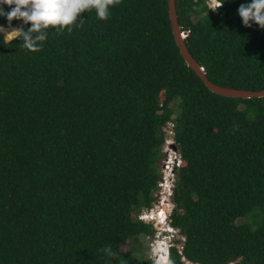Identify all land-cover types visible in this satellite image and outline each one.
Segmentation results:
<instances>
[{"label":"trees","instance_id":"obj_1","mask_svg":"<svg viewBox=\"0 0 264 264\" xmlns=\"http://www.w3.org/2000/svg\"><path fill=\"white\" fill-rule=\"evenodd\" d=\"M175 2L211 81L264 89V28L237 13L248 0ZM77 21L49 28L37 51L0 37V264H153L139 243L121 246L154 233L135 213L153 202L169 120L182 157L170 219L184 236L172 264H264V97L208 89L179 52L167 0Z\"/></svg>","mask_w":264,"mask_h":264},{"label":"clouds","instance_id":"obj_2","mask_svg":"<svg viewBox=\"0 0 264 264\" xmlns=\"http://www.w3.org/2000/svg\"><path fill=\"white\" fill-rule=\"evenodd\" d=\"M119 2L120 0H0V17H6L9 22L7 29L5 28V25L0 24V37H2L3 41L5 36L8 37V41L14 38H19L25 49L37 51L43 46L41 42L47 39L49 28H52V30L57 32L63 31L65 28H67L68 31H72L73 24H76V26L79 27L77 21L78 14L91 10L95 11L97 18L108 19L111 9ZM223 3H225V0H209L208 9L214 11ZM5 5L8 6V10H5ZM237 13L244 26L251 27L252 23H255L260 28H264V0H248L247 3L240 4ZM14 18L21 20L26 25L28 24L29 27L27 29L23 28L24 26L19 28L13 27L11 21ZM183 31H186L188 34L187 30ZM168 122L173 124V142L170 147L172 150L178 152V155L176 153L174 154L175 158L172 162V174L168 176V185L163 189L165 192L164 203L158 201L161 196V185H159L158 182V187L155 191L156 193L154 194L151 206L144 208L151 212L148 220L140 217V213L144 209L136 215L137 219L142 220L143 222L146 221L149 223L150 221L152 222L155 220L157 224L153 233L154 237L167 241V243H163V245H158L157 249H151V252L153 253V264H172L170 258V246L173 245L172 239L181 238L179 232L176 234L170 228H177L171 224L170 217L174 206L172 196L176 184V176L182 165V157L174 138L175 123L171 120L166 121L162 126V130L164 131L163 128ZM166 138L167 135L165 133L164 141L162 143V151L164 153L163 161L171 152L164 147ZM172 144L176 145V149L172 147ZM161 177L162 170L160 168V178ZM160 247H162V249H160ZM104 251L109 257L116 255V253L110 248H105ZM183 264L185 263L183 262Z\"/></svg>","mask_w":264,"mask_h":264},{"label":"water","instance_id":"obj_3","mask_svg":"<svg viewBox=\"0 0 264 264\" xmlns=\"http://www.w3.org/2000/svg\"><path fill=\"white\" fill-rule=\"evenodd\" d=\"M168 1V16L170 20V25L172 33L176 42V45L179 49L181 56L183 57L186 64L195 71L198 77L202 80L204 85L210 89L212 92L229 97H242V98H252V97H264V89L252 90L244 88H235L220 85L211 81L205 70L197 63L192 54L190 53L186 43L185 36L187 35L186 31H183L179 25L176 2L175 0ZM172 147L176 149V145L172 144Z\"/></svg>","mask_w":264,"mask_h":264},{"label":"built area","instance_id":"obj_4","mask_svg":"<svg viewBox=\"0 0 264 264\" xmlns=\"http://www.w3.org/2000/svg\"><path fill=\"white\" fill-rule=\"evenodd\" d=\"M207 5L209 6V0H205ZM215 11V10H214ZM12 26L13 27H23L25 26L26 24H24L21 20H17V19H13L12 21ZM5 28L7 29V26H5ZM10 30V29H9ZM164 132L166 133L167 135V138L165 140V149H168V151H171L170 154L168 155L167 158L164 159L163 161V164H162V177L159 179V185H161V190H160V199L158 200L160 203H164V198H165V192L163 189H165V187L168 185V182H167V178L169 175L172 174V162L174 161V154L176 153L178 155V152H176L175 150H172L170 145L171 143L173 142V139H172V136H173V124L171 122H168L166 123V125L164 126ZM156 204V203H155ZM150 213L149 211L147 210H142V212L140 213V217L144 218V219H147L148 220V217L150 216ZM176 234H178L179 232V229L178 228H173V227H170ZM180 237H181V240L184 239V236L180 234ZM163 243H167L166 240H162V239H154V242H153V245L152 246L154 249H157V246L158 245H163ZM153 249V250H154ZM181 260L185 263V264H198L197 262H193L191 260H188L185 256H181Z\"/></svg>","mask_w":264,"mask_h":264},{"label":"rangeland","instance_id":"obj_5","mask_svg":"<svg viewBox=\"0 0 264 264\" xmlns=\"http://www.w3.org/2000/svg\"><path fill=\"white\" fill-rule=\"evenodd\" d=\"M194 18H198V16H195ZM175 102H173L172 103V105L173 106H175V104H174ZM162 164H163V162H162ZM162 164H161V167L160 168H162ZM156 193V192H155ZM144 208H146L144 205H142V206H140L138 209V212H136L135 213V215L136 214H138L142 209H144ZM134 218V217H133ZM146 222V221H145ZM152 226H153V228H154V230L156 229V224H157V222H155V220H153L152 222L150 221L149 222ZM154 238H156V237H154V234H152V235H144V236H135V237H133V239L130 241V243H127V244H123L122 246H121V248L123 249V250H128V249H130L131 248V245H133V244H137V243H139L141 246H138V252L141 254V255H148V256H150L151 258H152V252H151V249H154L152 246H154L153 245V242H154Z\"/></svg>","mask_w":264,"mask_h":264},{"label":"bare ground","instance_id":"obj_6","mask_svg":"<svg viewBox=\"0 0 264 264\" xmlns=\"http://www.w3.org/2000/svg\"><path fill=\"white\" fill-rule=\"evenodd\" d=\"M160 249H162V247H160Z\"/></svg>","mask_w":264,"mask_h":264}]
</instances>
